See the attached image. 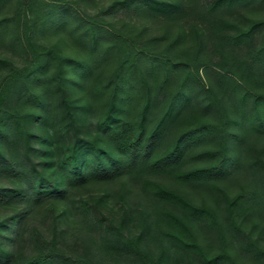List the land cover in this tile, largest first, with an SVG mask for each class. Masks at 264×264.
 I'll return each instance as SVG.
<instances>
[{
	"label": "rangeland",
	"instance_id": "374dc122",
	"mask_svg": "<svg viewBox=\"0 0 264 264\" xmlns=\"http://www.w3.org/2000/svg\"><path fill=\"white\" fill-rule=\"evenodd\" d=\"M143 1L4 0L0 3V17L9 18L8 30L0 38V89L15 71L28 66L33 57L42 60L39 72L43 83L49 84L44 119L35 121L32 117L27 121L26 127L30 131L28 146L20 136L0 137V193L13 187L20 190V193L7 194L0 200V264H24L36 253L32 238L34 228L61 254L56 264H69V260L64 261V256L79 260L80 264H133L136 255L124 249L122 242L113 231L104 228L102 221L108 227L121 228L129 237L137 236L145 251L155 255L164 252L163 264H172L170 243L157 226L163 202L141 189L139 172L75 186L58 181L57 189L42 199L30 189L31 178L34 175L39 177V172L57 176L63 147L76 137L92 140L97 145L106 144V137L97 124L103 109L102 100L88 96L87 92L96 74L105 78L112 71L116 54L108 53L82 77L68 67L65 73L72 74L74 79L66 85V99L62 90L55 92V84L46 79L55 68V58L47 49L60 55L87 58L89 39L82 34L86 23H97L116 34L132 37L137 45L146 46L151 52L167 48L173 51L187 45L192 48L197 35L202 33L205 36L204 49L211 56V63L207 67L209 76L201 69L200 78L202 83L212 82L214 89L219 87L218 75L225 78L227 73L225 67L215 65L223 60L220 52L215 50L216 46L221 45L223 53L231 49L230 52L238 58L250 60L246 43L233 46L223 40V33L233 30L225 20L241 23L245 16H264V1L238 3L216 11L207 9L212 0H154L155 3L162 1V11L152 6L153 0H146L151 2L147 5H142ZM56 13L63 14V19L53 23ZM183 31V37L175 38ZM101 39L103 43H111L108 37ZM258 39L259 33L254 36L253 43ZM172 40L176 41L175 47ZM28 82V77L13 82L5 101L7 106L17 103ZM262 82L259 90L264 93V80ZM68 108L75 110V120H71ZM203 113L207 111L203 110ZM243 132L241 139L231 141L238 161L230 166V171L213 179L217 191L199 182L178 184L172 177L159 172L147 175L179 187L197 202L205 201L215 206L228 231L227 249L234 260L238 264H264L240 245L229 228L224 203L219 197L221 191L231 195L240 191H258L261 201L258 210L239 215L238 222L245 232L264 246V133ZM217 144V136L193 142L179 167L186 169L205 164L208 159L193 155ZM84 202L90 207L83 208ZM192 223L203 247L208 252L218 251L220 240L216 232L193 220ZM240 238L244 239L242 232ZM181 264L201 263L198 256L190 252Z\"/></svg>",
	"mask_w": 264,
	"mask_h": 264
},
{
	"label": "trees",
	"instance_id": "16d2710c",
	"mask_svg": "<svg viewBox=\"0 0 264 264\" xmlns=\"http://www.w3.org/2000/svg\"><path fill=\"white\" fill-rule=\"evenodd\" d=\"M254 1L212 0L207 9L216 11L221 7ZM150 3L145 0L142 5ZM151 4L158 11L164 9L162 1L155 3L153 0ZM61 19L63 14L56 13L53 23ZM243 21L225 20L233 30L224 32L222 37L233 46L246 43L251 58H238L230 52L231 49L232 54L223 53L221 45L216 46L215 50L220 52L223 60L215 65L227 69L225 78L216 71L219 78L216 89L212 82H201L200 70L204 69L209 76L207 67L211 63V56L204 49L205 36L202 33L197 35L192 48L187 45L173 51L167 48L151 52L146 46L137 45L132 37L116 34L97 23H86L82 34L89 39L87 58L60 55L47 49L55 58V68L46 79L55 84V92L62 90L63 97L67 83L74 79L72 74L65 73L68 67L82 77L110 52L116 54V65L105 78L96 74L87 92L88 96L102 100L103 109L97 124L106 137V144L97 145L92 140L76 137L63 147L57 176L39 172V177L34 175L31 178L30 189L42 199L57 189L58 181L75 186L109 181L137 171L141 189L163 202L157 226L170 243L172 264H181L190 252L198 256L201 264H238L227 249L228 231L215 206L205 201L197 202L179 187L147 174L159 172L172 177L178 184L199 182L217 191L213 179L230 171V166L238 161L231 141L241 139L244 130L264 133V93L259 90L264 80V16H245ZM8 23V17H0L1 39L8 30ZM183 33L179 32L175 38L183 37ZM257 33L258 42L253 43ZM101 37H108L111 43H103ZM174 43L176 41L172 40L175 47ZM41 61L33 57L28 66L15 71L0 89V137L20 136L28 146L30 131L26 127L27 121L32 117L35 121L44 119L49 84L43 83L39 72ZM24 77L29 78L28 86L16 104L7 106L5 101L11 85ZM70 111L71 120H75V110ZM216 136V146L193 155L208 159V162L186 169L179 167L193 142ZM14 192L20 193V190L7 188L0 193V200ZM219 197L224 203L229 228L240 245L264 262V246L245 232L238 222L239 215L258 210L261 203L258 191H240L232 195L221 191ZM82 206L90 207L87 202ZM192 220L216 232L220 240L218 251L208 252L203 247ZM102 224L105 229L113 231L124 249L136 255L133 264H163L164 252L151 254L139 245L137 236L129 237L119 227H108L103 221ZM240 232L244 239L240 238ZM32 238L37 251L24 264H56L61 259L53 243L37 228L33 229ZM63 259L69 260V264H80L79 260L73 261L66 256Z\"/></svg>",
	"mask_w": 264,
	"mask_h": 264
}]
</instances>
